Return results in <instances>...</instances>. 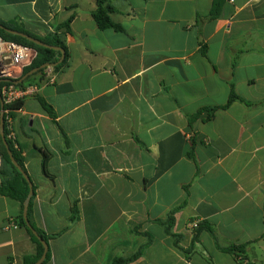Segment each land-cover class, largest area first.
I'll return each mask as SVG.
<instances>
[{"label":"crops","instance_id":"0c3cea01","mask_svg":"<svg viewBox=\"0 0 264 264\" xmlns=\"http://www.w3.org/2000/svg\"><path fill=\"white\" fill-rule=\"evenodd\" d=\"M213 3L110 0L117 32L98 28L97 0H0V20L40 38L73 18L59 31L67 67L10 121L49 237L44 264L129 256L146 241L131 224L154 239L131 264H264V0H226L198 23ZM232 86L243 102L190 122L227 105ZM175 210L177 238L159 223ZM22 214L0 195V264L34 253Z\"/></svg>","mask_w":264,"mask_h":264},{"label":"trees","instance_id":"16d2710c","mask_svg":"<svg viewBox=\"0 0 264 264\" xmlns=\"http://www.w3.org/2000/svg\"><path fill=\"white\" fill-rule=\"evenodd\" d=\"M225 1L226 0H214L212 10H211L209 16L206 18L198 16L197 22L199 23V22L204 21V20H215V19H217L220 16V13L222 11V8H223ZM109 3H110V0H97V9L92 13V16H93V18H94V20H95V22L98 25V28L100 30L105 31V30L112 29V30L117 31V32L122 31L121 27L118 26L117 24H115L110 17V14L113 12V8L111 7V5ZM72 20H73V18H71L66 24H64L63 26H61L57 30H55V32L53 34H51L45 38H40V37L35 36L34 34L28 32L25 29L24 25L19 21L4 22V21L0 20V24L3 25L4 27L10 29V30L17 31V32L29 35L35 39H38L47 45L64 49L66 51V59L63 61V63H61L60 65H58L54 68V71L59 73L60 71L65 69L67 67V64H68L67 48H66V45L62 39V35L59 34V31L65 30L67 33H70V31H71L70 30V24H71ZM0 37L5 41L12 42V43L24 46V47H28V48H30L36 52V57L34 58L33 62L29 66L24 68L22 76L29 73L30 71H32L36 68L42 67L43 65L56 64L62 57V54L59 51H55V50H51V49H47V48L38 46V45L20 37V36L12 35V34L6 32L5 30H2V29H0ZM44 82H46L45 81V70H41L38 73L31 76L27 81L20 84L19 87H25L27 85H32V84L40 85V83H44ZM40 101H41L42 106L50 113V115L53 116L54 114L52 112V108L50 106H48L44 101H42V100H40ZM236 101L243 102L242 99L237 96V94L233 90V86H232L230 99H229V102L227 103V105H225L223 107H212V108L202 109L196 115L191 116L189 118L190 122L193 123V121L198 119L203 112L207 113V117H206L205 121H211L214 119L217 111L228 109ZM20 108H21V103H16L14 105L5 107V110H10V113L8 115L7 114L5 115V137L8 141L9 147L13 153L14 158L24 168L23 158L21 156L20 149L17 147V144L14 141V139H11L9 137V135H10L9 118L10 119L13 118V112L20 109ZM0 153L2 155V161H3L2 170L0 172V178L2 181L1 185H0V195L17 201L23 208L24 202L27 199V196H28L29 191H30L29 184L26 181V179L24 178V176L18 171V169L11 162L10 156L8 154V151L5 147V145L3 144L1 137H0ZM44 157H45L44 164H43L44 171L46 174H48L47 169H46V164H47V160H48L49 156L47 154H44ZM32 206H33V204L31 201L30 206H29V211H28V218L30 220V223L33 226V228L39 233V235L41 237H43L44 240H46L48 242L49 237L44 232L39 230L33 222V207ZM176 212H177V210H175L172 213V215L170 216V218L168 220L159 222L164 227V229L168 235H173L172 234V228H173V223H174L173 215ZM75 219H76V216H74V218H72L73 221ZM18 226H20L21 228L26 230L28 236L30 237L32 244L35 247L34 253H32L30 255H26L23 258V264H35L43 255V252H44L43 245L38 240V238L33 235L31 230L27 227V224H26V221L23 217V214L18 218ZM198 227H199V229L197 231V234L199 232H201L202 229H206L205 224L198 225ZM140 230H141L140 225H135V224L130 225V232L132 234L141 235V236L145 237L146 241L133 254L126 256V257L118 256L111 261V264H131V263L137 261L138 259H140L144 255L145 250L149 246H151L154 239L149 233L141 232ZM210 232L212 233L211 230H210ZM174 238H177V237L174 236ZM175 240H177V239H175ZM194 241H197V238L194 239ZM222 250L224 252L232 254L237 260L240 261V259H244V256L246 253V246H231V247H228V248H225ZM48 258H49V254H48Z\"/></svg>","mask_w":264,"mask_h":264},{"label":"built area","instance_id":"2783aa9c","mask_svg":"<svg viewBox=\"0 0 264 264\" xmlns=\"http://www.w3.org/2000/svg\"><path fill=\"white\" fill-rule=\"evenodd\" d=\"M231 2L233 0H230ZM29 55H36V52L28 47H24L12 42L3 40L0 37V114L2 108L4 115H8L10 110H5L6 106L21 103L29 97L35 96L39 91V85L32 84L25 87H19L16 81L22 76L25 67L31 64L27 63ZM58 73L54 68L45 70L46 83L54 85ZM11 119L9 118V123ZM9 137L13 139V135ZM3 166L2 155L0 153V170ZM198 222L190 225L192 230L198 228Z\"/></svg>","mask_w":264,"mask_h":264},{"label":"water","instance_id":"95a60500","mask_svg":"<svg viewBox=\"0 0 264 264\" xmlns=\"http://www.w3.org/2000/svg\"><path fill=\"white\" fill-rule=\"evenodd\" d=\"M0 29L5 30L6 32H8V33H10L12 35L20 36V37H22V38H24V39H26V40L38 45V46H41V47H44V48H47V49H51V50H55V51H59L62 54L61 59L56 64H46V65H43L40 68H36V69L30 71L29 73H27V74L23 75L22 77H20L16 81L17 84L24 83L31 76H33L34 74L38 73L41 70H46V69H49V68H55L56 66L60 65L61 63H63V61L66 59V51L64 49H62V48L53 47V46L47 45V44L43 43L42 41H40L38 39H35V38H33V37L29 36V35H26V34H23V33L17 32V31L10 30V29L4 27L1 24H0ZM0 137H1V139L3 141V144L5 145V147H6L7 151H8V154L10 156L11 162L18 169V171L24 176V178L26 179V181L29 184L30 191H29V194L27 196V199L24 202L23 217H24V219L26 221L27 227L31 230L33 235L38 238V240L42 243L43 248H44V252H43L42 257L35 264H44L45 261L48 258V254H49V244L33 228V226L30 223V220L28 218L29 206H30L32 198L34 197V194H35L34 185L32 183V180L30 179L29 175L25 171V169L14 158L13 153H12L10 147H9L8 141H7L6 137H5V115H4L3 108H2V112L0 114Z\"/></svg>","mask_w":264,"mask_h":264},{"label":"rangeland","instance_id":"374dc122","mask_svg":"<svg viewBox=\"0 0 264 264\" xmlns=\"http://www.w3.org/2000/svg\"><path fill=\"white\" fill-rule=\"evenodd\" d=\"M1 170H2V168H1ZM1 170H0V172H1Z\"/></svg>","mask_w":264,"mask_h":264}]
</instances>
